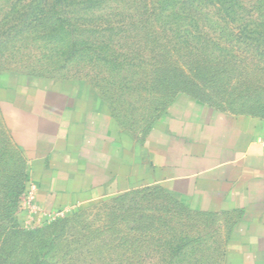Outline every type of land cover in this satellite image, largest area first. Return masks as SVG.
<instances>
[{"label": "rangeland", "instance_id": "obj_1", "mask_svg": "<svg viewBox=\"0 0 264 264\" xmlns=\"http://www.w3.org/2000/svg\"><path fill=\"white\" fill-rule=\"evenodd\" d=\"M174 1L178 26L191 33L173 39L183 60H209L264 85V0H224L202 16L197 0L190 12ZM90 3L0 0V84L72 81L128 121L152 99L143 77L151 59L141 54L152 63L160 56L156 36L132 33L143 25L141 0ZM32 184L0 120V264H228L220 218L156 187L112 186L43 219L27 205Z\"/></svg>", "mask_w": 264, "mask_h": 264}, {"label": "crops", "instance_id": "obj_2", "mask_svg": "<svg viewBox=\"0 0 264 264\" xmlns=\"http://www.w3.org/2000/svg\"><path fill=\"white\" fill-rule=\"evenodd\" d=\"M158 58L143 75L152 99L128 121L78 83L3 79L0 120L41 217L156 187L220 218L228 264H264V85L168 48Z\"/></svg>", "mask_w": 264, "mask_h": 264}, {"label": "trees", "instance_id": "obj_3", "mask_svg": "<svg viewBox=\"0 0 264 264\" xmlns=\"http://www.w3.org/2000/svg\"><path fill=\"white\" fill-rule=\"evenodd\" d=\"M63 1V0H58ZM90 1V5H92L93 2H103V0H88ZM131 1V0H130ZM196 0H183V4L186 5V7H188L187 9H189V12L191 9H193L191 7V5H193V3H195ZM198 2V7H200L201 11H199L197 14L198 16H202L203 15V10L205 7H218L219 5H221L223 2H225L224 0H197ZM141 2L144 4V11L143 14L141 13L139 17L140 22L139 23H143V25H140L139 27H136V29L132 32L134 34H140V35H146L147 37L150 35H154L155 37V41L158 43V48H159V53H161V51H166L167 48L171 49L173 51H175V53H177L179 55V57L183 60L179 48L176 46V43L174 42L173 39L176 38H189L191 33L188 30V27H182V29L180 30V27L177 24V17L174 13V0H141ZM229 2V1H226ZM97 4V3H96ZM94 6V5H92ZM207 9V8H206ZM187 12V15L188 13ZM185 14V11H184ZM116 19H128V18H133V17H137V15H131V14H127V13H123L120 14L118 13V15H114L113 16ZM189 15L187 17H183L182 20H184V22H186V20H188ZM206 19V17H204ZM143 20V21H142ZM123 21V20H122ZM122 21L120 23H122ZM127 22V21H126ZM188 24V23H187ZM123 26L126 25V23H122ZM176 26V27H175ZM178 26V27H177ZM129 27V26H128ZM136 50V49H134ZM148 50V49H147ZM137 53V51H135ZM143 57L149 59H152L151 56L145 52H143L141 54ZM185 61V60H183ZM204 60L202 59H193L190 63H199L202 62ZM207 62H211L209 60H205ZM149 62V61H148ZM152 62V60H151ZM186 62V61H185ZM17 264V263H16Z\"/></svg>", "mask_w": 264, "mask_h": 264}, {"label": "built area", "instance_id": "obj_4", "mask_svg": "<svg viewBox=\"0 0 264 264\" xmlns=\"http://www.w3.org/2000/svg\"><path fill=\"white\" fill-rule=\"evenodd\" d=\"M262 145L264 147V138L262 139ZM29 193H28V204H33L35 206H37V201H36V192H37V186L35 184H32V186L28 189Z\"/></svg>", "mask_w": 264, "mask_h": 264}]
</instances>
